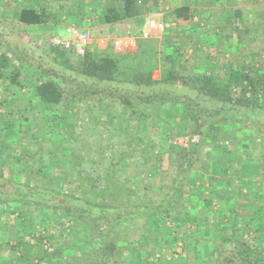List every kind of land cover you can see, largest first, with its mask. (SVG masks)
I'll return each mask as SVG.
<instances>
[{
  "label": "crops",
  "instance_id": "1",
  "mask_svg": "<svg viewBox=\"0 0 264 264\" xmlns=\"http://www.w3.org/2000/svg\"><path fill=\"white\" fill-rule=\"evenodd\" d=\"M183 8L188 10L184 13ZM24 9L34 10L42 15V23H20L18 16ZM109 11L112 23H105L104 15ZM123 14L124 0H0V54L10 58L11 54L22 53L23 49L19 50L17 46H22L27 41V35L30 36V43L41 46L49 53L51 46L47 44L46 47L44 40L51 34L61 36L68 33L71 27L76 26L89 33L91 30L98 32L97 37H94L96 39L91 38L90 33L86 52L94 60L110 54L116 63V80L135 81L136 77L142 80L150 73L151 82L162 84L165 73L169 71L182 80L186 78L192 81L196 77L207 79L211 86V75H218L234 90L236 85L228 77L229 72L234 71L247 77L239 82L241 87L247 89L246 98L250 97V89L254 88L257 97L262 99L264 0H136L133 14L128 17ZM152 20L165 23L166 28L162 31L149 28V21ZM7 75L8 72L3 77ZM3 82L0 79V85ZM146 83L147 81L144 85ZM170 95L165 93L164 102L171 101ZM32 96L34 102L37 100L42 103L34 93ZM75 106V103H71L72 110ZM142 111L149 117L150 109L143 107ZM161 112L165 115L169 113L170 119L181 120L185 116L191 118L181 107H171L167 103L161 107L159 113ZM255 121L254 128L248 124L243 126L242 145L239 150L242 154L246 152L250 154L248 156L256 158L255 171H252L253 167L249 168L252 164H242L247 176L252 173L253 179L259 178L261 173L264 180V148L261 146L264 122L260 116ZM165 127L159 126L160 129ZM159 128L157 134L160 136L164 132ZM182 130L180 133H184ZM148 131L150 134V130ZM144 142L149 146L152 141L145 139ZM160 142L161 149L166 148V144H162L166 141ZM206 144L207 146H202L199 159L190 169V176L186 178L190 190H184L187 193L182 197L176 194L182 200L181 207L176 209L179 212L173 208L169 210H174L175 216L182 213V218L185 215L197 216L199 220L189 221L180 217L176 223L166 221L163 224L147 222L145 218L134 220V223L128 225L126 236L123 235L125 231L121 230L122 236L129 243H118L114 258L127 261V264H151L154 263V260L150 261L152 255L160 252L161 261H157L161 264L163 261L182 264L194 262L197 258L196 261L210 259L211 245L218 240L211 238L214 234L211 235L209 231L215 228L221 230L226 225L219 226L211 220L210 208L201 207L202 205L195 207V200L211 198V190L220 192L217 197H223L226 188L224 184L221 185L225 180L221 179V175L228 169L231 159L229 160V154L225 152L223 153L226 158H214L224 154L211 148V141ZM189 146L186 143L179 147L186 149ZM163 160L166 168L168 159L163 156ZM202 163L206 164L204 171ZM153 166V162H145L146 176L150 174L148 168ZM211 176L217 179L214 180L217 181L214 185H211ZM218 182L220 183L217 184ZM16 215L18 216L15 213L12 220L14 222H10L7 217L0 220V264H27L26 260L33 264H84V261L78 263L82 255L76 247L75 237L68 234L72 226L68 220L64 223L66 227L63 225L61 229L53 220L51 224L38 220L36 215L39 213L32 219L36 218L34 223H27ZM81 243L83 242L77 244ZM29 248L31 255L27 253ZM204 256L207 258L203 259Z\"/></svg>",
  "mask_w": 264,
  "mask_h": 264
},
{
  "label": "trees",
  "instance_id": "2",
  "mask_svg": "<svg viewBox=\"0 0 264 264\" xmlns=\"http://www.w3.org/2000/svg\"><path fill=\"white\" fill-rule=\"evenodd\" d=\"M135 2L136 0H124V16L128 17L133 14ZM187 10L188 8L182 9L184 13ZM107 13L104 15L105 23H112L110 11ZM18 20L24 25H38L42 23V15L37 14L34 10L24 9L20 11ZM17 47L19 50L23 49L24 52L31 53L32 62L30 64L44 79L37 81L34 89L35 96L43 104L54 110H62L69 108L71 101L76 99L78 106L81 107L79 111L84 110L85 102H87L85 106L89 112L93 109V105L102 108L105 104L106 109H112V116L105 122L101 121L100 124L106 126L105 139L109 145H99L95 149L102 161V169L98 170L90 165L85 166L87 161L92 159V147L84 146L75 150L71 149L66 154L68 159L64 153L63 165L65 168L61 171L64 179L57 184L52 181V175L55 173L52 171L45 174L46 177H50L49 181L40 184L18 183L13 179H5L0 171V205H17L13 211H18V207L22 206L23 210L19 212V217L27 223H34L36 218L32 219L41 210L47 213L59 212L60 217H65L72 223L68 234L75 237L76 247L82 255L78 263L84 261V264H123L122 260L114 258L113 254L118 243H129L124 236H126L125 233H128V225L134 223L136 218L143 217L148 221L152 220L160 224L170 220H173V223L179 221V217H170L172 211L169 210L181 207L172 200V197L174 193H178L180 197L184 195L185 186L189 185L188 182H185L186 178L190 176V169L198 161L202 146H207L206 143L213 140L214 144H211L210 147L217 150L219 148L216 143L218 139L222 135L229 134L222 129V124L234 123L241 127V123H246L254 128L256 126L255 119L264 112V85L261 87L262 99L257 97L254 88L250 89V97L246 98L247 89L241 87L239 82L240 80L244 81L247 77L239 72H229L228 75L230 81L234 82L235 87L240 90L237 96L232 92L233 87L228 86L227 82H224L218 75H211V86L207 79L196 77L192 81L186 78L182 80L169 71L165 73L166 77L162 80V84L151 82L150 73L142 80H138L139 78L136 77L135 81H120L114 78L116 63L110 54H105L99 60H94L87 52L79 60L78 71L72 68L68 69L70 75H74L76 88L82 90L84 95L80 96L79 92L74 89L70 101L64 102V88L57 79L69 76V73L66 68H63L62 62L57 58L54 59L38 45L28 41ZM11 67V59L5 54H0V79ZM11 73L9 76L11 85L20 87L21 83L16 80L19 74L18 69L15 68V71H11ZM145 81L147 83L144 85ZM181 86H187L190 93L187 95L184 92L183 94L179 93L178 89ZM166 92L171 94L169 97L171 104L181 107L186 115L191 117L200 140L191 143L190 150L169 145L153 154L142 145L145 143V139L151 141L147 135L149 134L148 130L159 128L160 121L153 119L151 115L153 111L159 112L160 107L166 104L164 102ZM88 95L93 97L89 98ZM143 107L151 110L149 118L143 111L141 112ZM186 118V116L183 117L182 121ZM262 122H264V116ZM182 131L184 133H177L187 135L185 130ZM174 134L171 131L166 135L173 137ZM234 135L235 133H232L229 136L234 137ZM107 146L110 150L108 149L109 152L106 153ZM136 146L141 150L136 151ZM7 148L8 145L3 147L0 145V150L7 151ZM163 150H165L168 159L166 168L163 166ZM80 151L85 152V155L80 154ZM229 154L233 155L232 160L236 164L242 162L240 150L231 151ZM247 155L250 154L247 153ZM105 161L108 163L106 164ZM126 161L129 162V166L134 167L132 173H129L125 168ZM132 161L134 165H131ZM146 161L154 163L153 167L148 168L147 171L150 174L147 176L145 175ZM202 165L204 171L206 164L202 163ZM95 172L97 175L93 174ZM152 173L156 176L155 183L152 182L153 179L150 176ZM167 180L171 182L165 183L168 182ZM214 180H217L216 177L211 176V185L217 182ZM61 185L65 190L59 188ZM5 188L6 190H4ZM219 193L217 192L214 196L217 197ZM211 201L210 197L203 198V206L211 208ZM259 208L264 215V206L261 205ZM2 214L5 212L3 211ZM2 218L0 216V220ZM56 224L61 229L63 228L64 223L62 224L60 220ZM260 227L259 231L264 232V224ZM121 229L125 231L124 236L121 234ZM211 231L214 233L219 230L215 228ZM211 231L209 232L211 233ZM79 242L83 243L77 244ZM223 244L220 241L213 244L214 250L210 251L209 262L196 261L197 258L196 262L182 264H264V259L249 255L245 249L247 245L243 241H240L237 246L242 245L240 250L234 249L228 255L221 250ZM72 246L75 245L72 244ZM198 252L201 253L199 249ZM27 253L31 255L30 248ZM212 255L216 256L211 260ZM206 258L207 256H204L203 259ZM28 261L26 260L27 264H33ZM151 264L161 263L156 261ZM175 264L179 263L175 262Z\"/></svg>",
  "mask_w": 264,
  "mask_h": 264
},
{
  "label": "rangeland",
  "instance_id": "3",
  "mask_svg": "<svg viewBox=\"0 0 264 264\" xmlns=\"http://www.w3.org/2000/svg\"><path fill=\"white\" fill-rule=\"evenodd\" d=\"M82 30H84L88 34L89 40L90 33L91 38L96 39L94 38L97 37L96 35L98 32L96 30H91L90 33L85 29ZM67 34L68 33L66 32L61 36ZM55 36L60 35L51 34L44 40L47 42H44L45 46L47 44H50L51 46L49 54L54 59L57 58L60 62H62L63 68L67 69V73L70 72L68 70L69 68L78 71L79 66H77L76 64H78L79 58L81 59L82 57H78L75 54L68 52L67 50L54 47L51 43V39ZM27 37L28 39H26L29 42L30 36L27 35ZM109 48H111L110 44ZM30 54V52L24 51L19 54H11L10 59L12 67L9 69L8 75L5 78L3 77L4 79H1L4 82L0 85V145H2V147L4 145H8L7 151L0 150V171L3 174V177L5 179H13L18 183L29 182L30 184H40L49 181L50 177L47 176V178L45 174L52 171L55 172L52 175V181H54V183L56 184L60 183L64 179L62 176L63 174L61 173L63 168H65V165H63L64 153L66 156V154H68L71 149L75 150L84 146L92 147V159H89L88 161L86 160L87 163L85 164V166L90 165L98 170L102 169V161L99 159V155L97 154V151L95 149L99 147V145H109L105 139L106 126H101L100 124L101 121L105 122L107 118L112 116V109H106L104 106L105 104H103L102 108L98 105H93V109H91V111L89 112V110L85 106L87 102H85L84 110L79 111V108L81 107L78 106V102L76 101V99L74 101H71L72 105L74 103L76 105L74 107L75 109L73 110L71 108V103L69 105V108L54 110L50 106L39 103L37 100L36 102H34L32 100V95L33 93L35 95L34 89L36 83L37 81H43L44 79L41 78V74H39V72L36 71V69L30 64V62H32V59H30ZM69 61H72V63ZM69 63L72 65H69ZM15 68L19 71L16 80L21 83L20 87L11 85V82L9 81L10 73L11 71L14 72ZM67 76L63 78L57 76L59 84L64 88V102L68 100L70 101L72 90L74 89L77 90L76 92H79L80 96L83 94L82 90H78V88H76L73 77L74 75H70L69 73L68 78ZM178 91L182 94L184 92L185 95L190 93L187 86L179 87ZM232 92L237 96L239 95L240 90L239 88L235 87ZM91 97L93 96H90L89 98ZM166 103L173 107L171 102ZM176 107L178 108V106ZM70 108L74 114H72ZM63 111L67 112L64 113ZM158 116H160V118H158ZM169 116V113L165 115L164 112L159 113L154 111L151 115L153 119H156L158 122L160 121L159 126L165 127L166 125L165 129L159 128L162 133L164 132L160 136L157 134L158 128L151 129L148 137L152 142L149 143V146L147 143H144L142 145L144 148H148L153 154L158 153L161 150V140L166 141L165 143L162 142L163 145L166 144L165 147L169 145L175 147L182 146L183 142H186L190 145L191 143L196 142L198 139L200 140V138L197 137L198 132L196 131L195 124L193 123L191 118H186L182 121V119H170ZM259 116L260 119H262L264 115L261 113V115ZM118 119H120V117H118ZM241 124V127L239 126V124L236 125L234 123L221 125L222 129L225 132L229 133L226 136L222 135L216 142L219 145V148L217 150L221 152V154L223 152L229 154V152L231 151L236 152L237 149L239 150V147L242 145L241 130H243L242 127L246 123ZM182 128L187 132V135H179V131L182 130ZM171 131L175 134L173 135V137H168L166 135V132ZM232 133H235V138L229 136ZM261 137V146L264 148V135L261 134ZM213 142L214 141L211 140V144H214ZM108 149L110 150V148L107 146L105 149L106 153L109 152ZM136 149V151L141 150L138 146H136ZM157 149H159V151ZM186 149L190 150V146ZM164 151L165 150H163V155L166 156V153ZM225 153H223L224 155L222 154L223 156L217 155L214 158H226ZM80 154L85 155V152L82 153L80 151ZM136 155H138L137 152ZM240 155H243L241 157L242 162L240 164L233 163V155H227L229 160L231 159V162L226 172L221 175V179H225L224 183H221V185L224 184L226 188L223 197H215L213 194H217V192L211 190L212 201L211 208L209 209L211 211V220L213 219L214 222H219L217 223L219 226H222L223 224L226 225L224 228H221V230L217 232L212 233L211 231V235L214 234L211 236V238H217L218 241L224 243L223 248L221 249L224 251V254H231L232 250L234 249L240 250L242 245H240L239 247L237 246L240 244V241H243L247 245L245 249L249 253V255H255L264 259V232L259 231V229L261 228L260 226L264 224V215L262 214V210L259 208L261 205L264 206V180L262 179L261 173L259 174V178L256 177L253 179L252 173L247 176L246 170L245 168H243L242 164H252L253 166H249V168L251 169L253 167L252 171H255L254 169H256V165L254 164H256V158L254 156L250 157L247 154L245 155L242 153ZM93 161L94 163H92ZM107 161H105L106 164L108 163ZM128 163L129 162L126 161L125 168H127V171H129V173H132L134 167L129 166ZM131 165H134V162ZM146 168L147 167H145V169ZM241 168L242 173H240ZM93 174L97 175L96 172ZM151 178L153 179L152 182L155 183L154 179L156 178V176L154 173L151 174ZM167 181L168 182H165L167 184L171 182L170 180ZM216 186L218 187V185ZM59 188L61 190H65L63 185H61ZM185 189L190 190L188 186H185ZM4 190H6V188ZM186 193L184 194L186 195ZM224 196L226 197L224 198ZM178 199L179 197L174 193L172 200L176 201L177 205L181 206L180 203L182 204V200L180 201V199ZM202 200L203 199H201L200 201L199 198L196 199L195 207H199L200 205H202L201 207H203ZM16 206L17 205L15 204L6 206L0 205V216H2L3 218L7 217L9 218L10 222H14L12 220L15 217V213L18 214V216H16L19 218V212L23 210V207L21 206L20 208L18 207V211H13ZM3 211L5 212V214H2ZM176 211L179 212V210ZM174 212L175 211H172L170 217L180 218L182 216V213H177L178 215L175 216L173 214ZM185 216L186 217L181 218L183 220L189 221L199 220L197 216ZM36 218H38V220H41L42 222L44 221V223L49 224L52 223L51 220H53L54 222L60 220L62 224L67 222V218L60 217V214L57 211L47 213L46 211L41 210ZM142 218L143 217L136 218V221H139ZM203 218L206 217L203 216ZM170 221L173 223V220ZM64 227L66 226L64 225ZM174 233L175 232L173 231V234ZM84 239H86V237H84ZM92 243L94 244V242ZM213 250L214 246L212 244L211 252ZM154 254L155 255L152 256V259L150 261H161L160 258L162 257V255L160 254V252H156ZM215 256L216 255H212L211 260L213 257L215 258ZM209 261L210 259L207 260V262ZM126 262L127 261H121V263L123 264H127ZM166 262H169L168 264H175L171 263L170 261H163V264H165Z\"/></svg>",
  "mask_w": 264,
  "mask_h": 264
},
{
  "label": "built area",
  "instance_id": "4",
  "mask_svg": "<svg viewBox=\"0 0 264 264\" xmlns=\"http://www.w3.org/2000/svg\"><path fill=\"white\" fill-rule=\"evenodd\" d=\"M149 28L162 31L166 28V25L163 22L152 20L149 21ZM51 43L54 47L67 50L78 57H84L87 51L89 37L84 30L72 27L67 35L53 37ZM184 144H186V142H183V145Z\"/></svg>",
  "mask_w": 264,
  "mask_h": 264
}]
</instances>
